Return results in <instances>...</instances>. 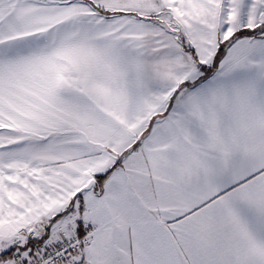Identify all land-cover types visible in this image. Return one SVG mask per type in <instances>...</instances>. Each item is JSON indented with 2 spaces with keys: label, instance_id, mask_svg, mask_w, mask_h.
<instances>
[{
  "label": "snow or ice",
  "instance_id": "6c2138e0",
  "mask_svg": "<svg viewBox=\"0 0 264 264\" xmlns=\"http://www.w3.org/2000/svg\"><path fill=\"white\" fill-rule=\"evenodd\" d=\"M0 264H264V0H0Z\"/></svg>",
  "mask_w": 264,
  "mask_h": 264
}]
</instances>
